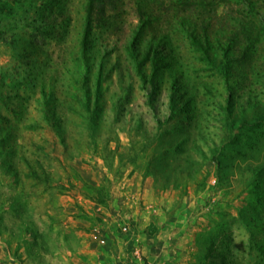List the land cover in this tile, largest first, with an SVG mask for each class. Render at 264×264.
I'll return each instance as SVG.
<instances>
[{
    "label": "rangeland",
    "instance_id": "1",
    "mask_svg": "<svg viewBox=\"0 0 264 264\" xmlns=\"http://www.w3.org/2000/svg\"><path fill=\"white\" fill-rule=\"evenodd\" d=\"M200 1L0 0V264H264V0Z\"/></svg>",
    "mask_w": 264,
    "mask_h": 264
},
{
    "label": "trees",
    "instance_id": "2",
    "mask_svg": "<svg viewBox=\"0 0 264 264\" xmlns=\"http://www.w3.org/2000/svg\"><path fill=\"white\" fill-rule=\"evenodd\" d=\"M206 2H210V1H205L204 2V0H201L200 2H198V4H203V3L205 4ZM92 8H93V3L92 2H89V6H88V17H87L88 18V21H87V24L88 25H87V30L84 33V40H83L85 49H86V47L88 45V42H89V39H90V32H89V30H91V24H92V22L94 20L93 19V9ZM138 10L142 14V21H144V20H147L148 21V19L145 18V9L143 8L142 5H140L138 7ZM188 32L193 37V39H194V41L196 43L204 44V40L206 42H208L207 33L206 32H204L203 33V36H201V37H199L197 35V33L194 30H192V29L190 31H188Z\"/></svg>",
    "mask_w": 264,
    "mask_h": 264
},
{
    "label": "built area",
    "instance_id": "3",
    "mask_svg": "<svg viewBox=\"0 0 264 264\" xmlns=\"http://www.w3.org/2000/svg\"><path fill=\"white\" fill-rule=\"evenodd\" d=\"M214 182H215V180H214ZM121 231H122V233H125V234H131L132 233V226L130 225V222H124L121 225ZM100 243L103 245L108 244L106 238H102L100 240ZM130 262L133 264H141L142 263L141 248H140L139 244H135L131 248Z\"/></svg>",
    "mask_w": 264,
    "mask_h": 264
}]
</instances>
